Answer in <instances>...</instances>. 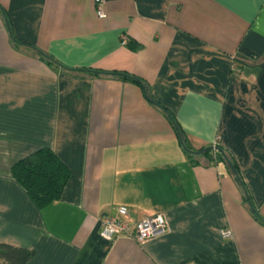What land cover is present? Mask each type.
Returning a JSON list of instances; mask_svg holds the SVG:
<instances>
[{"label": "crops", "instance_id": "1", "mask_svg": "<svg viewBox=\"0 0 264 264\" xmlns=\"http://www.w3.org/2000/svg\"><path fill=\"white\" fill-rule=\"evenodd\" d=\"M103 11L0 0V243L33 250L25 264H264V0H103ZM81 68L140 78L186 147L216 142L243 187L226 163L192 164L137 84ZM41 147L69 177L37 208L10 168ZM118 206L131 221L163 214L168 231L105 240L98 219Z\"/></svg>", "mask_w": 264, "mask_h": 264}, {"label": "trees", "instance_id": "2", "mask_svg": "<svg viewBox=\"0 0 264 264\" xmlns=\"http://www.w3.org/2000/svg\"><path fill=\"white\" fill-rule=\"evenodd\" d=\"M129 48L137 49L139 44L129 42ZM37 54L41 60H44L48 65L63 67L58 61L53 59L46 53L37 50ZM81 71H85L88 74L93 73H106L116 74L122 80H127L137 84L143 91L146 99L153 102L156 106L162 109L165 114L178 143L183 147L185 155L192 164L198 162L197 154L200 153L203 157L214 162L226 163L232 171L234 178L239 183V186L243 187L242 180L238 175L237 168L233 160L228 153L216 145L199 148L198 150H191L185 145V134L181 127L176 123L173 116L162 106L158 105L155 101L151 100L147 85L135 75L124 71L117 70H102L96 68H81ZM10 174L12 178L24 189L25 194L29 200L37 207L42 208L49 203L58 200L69 177V169L59 157L47 147H41L26 155L25 157L16 160L10 168ZM255 213V216L263 222L261 217ZM33 255V250L21 247H15L8 244L0 243V259L6 264H25Z\"/></svg>", "mask_w": 264, "mask_h": 264}, {"label": "built area", "instance_id": "3", "mask_svg": "<svg viewBox=\"0 0 264 264\" xmlns=\"http://www.w3.org/2000/svg\"><path fill=\"white\" fill-rule=\"evenodd\" d=\"M95 15L98 18L105 17L103 11V0H93ZM216 142L212 144L214 148ZM98 234L105 240H112L118 235L129 236L136 242L141 243L168 231V224L163 214L144 216L138 221H131L127 217L125 207L118 206L113 214L101 215L98 219ZM221 236L229 237V229H221Z\"/></svg>", "mask_w": 264, "mask_h": 264}]
</instances>
